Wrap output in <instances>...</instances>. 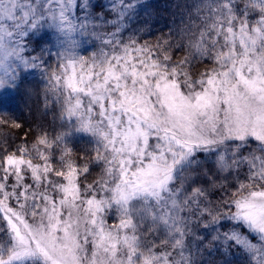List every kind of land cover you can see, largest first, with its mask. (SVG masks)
Listing matches in <instances>:
<instances>
[{"label": "snow or ice", "instance_id": "obj_1", "mask_svg": "<svg viewBox=\"0 0 264 264\" xmlns=\"http://www.w3.org/2000/svg\"><path fill=\"white\" fill-rule=\"evenodd\" d=\"M177 6L0 0V264H264V0Z\"/></svg>", "mask_w": 264, "mask_h": 264}, {"label": "trees", "instance_id": "obj_2", "mask_svg": "<svg viewBox=\"0 0 264 264\" xmlns=\"http://www.w3.org/2000/svg\"><path fill=\"white\" fill-rule=\"evenodd\" d=\"M101 2H105V0H101ZM145 3L146 7L140 9V23L143 24L144 21H147L153 33L151 37L146 38L155 39L162 33L167 34L170 28L178 29L182 26L181 13H186V10L177 5H183L185 0H145ZM33 90L32 96L21 97L20 101L16 102L17 105L11 112L12 114L10 113L9 117L4 118L10 121L15 119L23 127L19 129L7 126L0 128V143L7 139L8 144L14 146V144L21 142V137L30 129L35 132L39 124L51 121V115L47 117L43 115L41 97L38 95L40 88L35 86ZM31 138L29 135V140ZM214 259L218 261L220 259L219 254H216Z\"/></svg>", "mask_w": 264, "mask_h": 264}, {"label": "rangeland", "instance_id": "obj_3", "mask_svg": "<svg viewBox=\"0 0 264 264\" xmlns=\"http://www.w3.org/2000/svg\"><path fill=\"white\" fill-rule=\"evenodd\" d=\"M38 79H39L38 73L36 75L27 76L28 81H37ZM35 86H37L35 83L27 85V87L32 90ZM25 96L26 95L4 97L3 102H2V107L7 110L8 114L0 113V116H2L3 119L6 117H9L10 113L15 109L17 105L16 102L20 101L21 97H25Z\"/></svg>", "mask_w": 264, "mask_h": 264}]
</instances>
